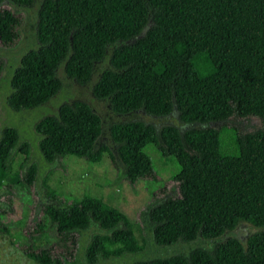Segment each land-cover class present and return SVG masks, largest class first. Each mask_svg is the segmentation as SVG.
Here are the masks:
<instances>
[{
  "label": "trees",
  "instance_id": "obj_1",
  "mask_svg": "<svg viewBox=\"0 0 264 264\" xmlns=\"http://www.w3.org/2000/svg\"><path fill=\"white\" fill-rule=\"evenodd\" d=\"M4 1L0 42L13 45L22 17L3 7ZM9 1L18 7L35 2ZM34 37L35 48L20 57L11 75L6 99L11 109L50 101L62 87L60 66L68 78L85 85L107 58L109 66L99 71L92 92L107 99L113 113H175L184 125L204 126L214 143L210 153L193 150L181 128L170 123L157 128L130 118L105 125L90 104L76 98L36 120L38 147L48 163L64 156L97 162L109 154L130 183L154 178L147 147L177 165L178 195L149 204L142 214L143 226L157 245L222 235L209 249L127 264H264V0H41ZM234 116H254L261 125L243 131L227 124ZM28 147L15 127L3 128L0 186L29 189L33 184L35 163L22 177L15 172L17 179L11 170L14 153L27 155ZM43 215L59 237V248L69 255L77 244L74 232L92 225L104 232L87 241L90 264L98 256L141 249L127 217L94 197L45 205ZM240 223L254 227L245 241L231 234ZM40 224L36 231L42 230ZM10 227V212L0 207V236L9 235ZM108 243L120 248L109 252ZM20 247L35 264H62L52 256L51 245L32 240Z\"/></svg>",
  "mask_w": 264,
  "mask_h": 264
},
{
  "label": "rangeland",
  "instance_id": "obj_2",
  "mask_svg": "<svg viewBox=\"0 0 264 264\" xmlns=\"http://www.w3.org/2000/svg\"><path fill=\"white\" fill-rule=\"evenodd\" d=\"M41 0H35L31 7H18L9 0L2 3L3 7H9L22 17L20 36L13 45H4L0 42V60L2 71L0 72V136L4 127H15L21 135V141L29 143L28 154L16 151L11 161V170L14 178L15 172L20 177L25 174V169L31 163L37 166L36 179L29 189L18 186H0V207L7 208L10 212V234L0 236V264H35L20 246H29L32 240L36 244L51 245V254L58 258L62 264H90L85 258V246L88 239L94 234L103 235L95 225L79 232H74L77 244L69 255L59 248V237L56 235L53 225L43 215L45 205H65L81 200L85 196L94 197L105 204L121 211L132 225L139 243L140 251L125 252L122 255L98 256L94 264H127L137 259L150 257H164L173 254H187L196 247L211 248L216 239L211 240L197 237L190 242L176 241L170 245H157L151 233L143 226V211L145 208L166 196L178 195V184L174 180L177 165L169 158L163 157L158 151L147 147L146 151L153 160L154 178L139 179L130 183L124 178L119 165L112 162L109 154H105L99 161L93 162L85 158L64 156L52 163L45 162L38 147V136L34 130V124L41 116L55 113L59 104L74 98L86 101L103 118L105 125L111 121L137 118L154 124L157 128L163 124L177 125L184 133L187 143L193 150H201L210 153L214 143L205 127L200 125H184L177 119V114L157 117L143 111L129 115H117L108 105L107 99H97L92 87L102 68L108 67L107 58L98 63L97 69L91 80L80 85L68 78L62 66L57 74L62 82L59 92L46 104L19 111L11 109L7 102V96L11 92V75L19 64L20 57L29 49L35 48L34 24L37 9ZM228 125H237L243 131L255 129L261 125L259 118L231 117ZM214 127L217 123L213 124ZM224 135L219 136L222 141ZM104 139L112 145L107 136ZM26 164L21 168L23 161ZM19 176V175H18ZM56 206V205H55ZM42 230L36 231V225H41ZM254 227L249 223H240L231 234L245 241ZM39 232V233H38ZM109 252L120 248L118 244L108 243Z\"/></svg>",
  "mask_w": 264,
  "mask_h": 264
},
{
  "label": "water",
  "instance_id": "obj_3",
  "mask_svg": "<svg viewBox=\"0 0 264 264\" xmlns=\"http://www.w3.org/2000/svg\"><path fill=\"white\" fill-rule=\"evenodd\" d=\"M144 32V31H143Z\"/></svg>",
  "mask_w": 264,
  "mask_h": 264
}]
</instances>
